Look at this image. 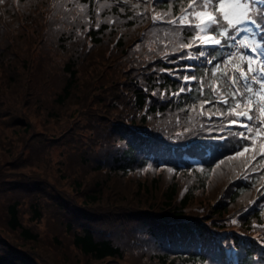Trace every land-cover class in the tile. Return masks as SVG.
<instances>
[{
  "label": "trees",
  "instance_id": "1",
  "mask_svg": "<svg viewBox=\"0 0 264 264\" xmlns=\"http://www.w3.org/2000/svg\"><path fill=\"white\" fill-rule=\"evenodd\" d=\"M251 8L246 47L264 45ZM201 11L221 18L202 0H0V264H264V128L231 160L218 131H243L224 101L246 49L193 43ZM236 87L264 122L259 86Z\"/></svg>",
  "mask_w": 264,
  "mask_h": 264
},
{
  "label": "snow or ice",
  "instance_id": "2",
  "mask_svg": "<svg viewBox=\"0 0 264 264\" xmlns=\"http://www.w3.org/2000/svg\"><path fill=\"white\" fill-rule=\"evenodd\" d=\"M205 7L210 6L211 4L215 3L218 6V11L220 12L221 18L217 20V18L211 13V12H199L197 15V19L199 20V24L195 25L196 32H207L212 28V26L216 25L218 26L216 31L211 32L207 35H197L192 39V42L194 43L195 40H199L202 45H216L221 47H228V48H245V52L241 53V59H247L248 67L247 69H239V76H233L230 78L229 84L231 85V91L233 95V103L228 104L227 100L224 101L226 107L224 111L230 112L232 114H235L236 119L228 122L232 125H239L240 128L243 129V131H236L231 127L228 128H219V132L227 131L230 135H234L238 140V150L236 151L235 155H230L228 159H235L239 158L245 155V153H248L253 145L255 144V135L253 133V128L256 129V132H260L261 128H264V122H259L254 115L249 114L248 112H237L236 109L242 104L247 102H251L254 100L253 95H247L242 96L240 100H236V95L239 94V88L236 87V85H242L244 92L252 94L254 93V86L258 85V88H255V92L259 93V96L261 99H264V59H261V57H264V45L260 44L259 41L253 42L251 47H246L249 45V37L244 36L242 39H238L241 32L245 31H254V29L246 28L245 25L252 24L255 25L257 28L260 27V24L258 21L250 16V12L252 10V0H202ZM153 22L155 23L160 18L158 16L152 17ZM187 19V17H184L179 20V23L181 25L184 24V21ZM206 21L208 23H206ZM169 23L176 25L178 23V20L176 18L169 21ZM225 24L227 26H225ZM200 25H204L203 28L200 27ZM235 29V31L232 33V35L229 36V30ZM218 37H226L227 43L225 45H221V39ZM261 40H264V34L261 36ZM181 47L189 48L191 47V43L189 44H183ZM189 57H191L193 54L188 53ZM208 55V53L205 50H201L198 53V56L205 57ZM235 53L230 52L228 60L231 62V59ZM259 60V66L256 68H253V62ZM206 63L211 64L212 60L208 59L206 60ZM187 70L188 68H191L192 66L186 65L184 66ZM220 68L217 66L215 68V71H219ZM247 73H254L249 79ZM189 76L185 75L183 77V81H189ZM192 80H195L196 78L193 76L191 77ZM189 91L191 90V86L189 85ZM180 93H183L185 91V88L183 85L179 89ZM206 103H213L211 99L206 101ZM220 103L219 100H216L213 104V107L218 106ZM261 112H264V108H261ZM243 116V119L241 117ZM214 123L209 119V131L211 132ZM219 139H224L223 136H219ZM244 141H248V143H244ZM260 155L264 157V147L261 148ZM253 159H255V155H253ZM264 163V161H260ZM219 167V164L217 165ZM255 167V166H254ZM258 207V205H257ZM236 221L233 220L232 223H235Z\"/></svg>",
  "mask_w": 264,
  "mask_h": 264
}]
</instances>
